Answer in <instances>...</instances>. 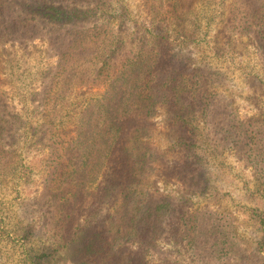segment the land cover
Returning <instances> with one entry per match:
<instances>
[{
  "label": "trees",
  "instance_id": "trees-1",
  "mask_svg": "<svg viewBox=\"0 0 264 264\" xmlns=\"http://www.w3.org/2000/svg\"><path fill=\"white\" fill-rule=\"evenodd\" d=\"M142 1L146 22L139 21L123 0H0V41H45L56 57L53 66L37 63L24 71L17 63L7 60L3 66L0 60V75L16 76L19 86L11 90L20 89L19 101L27 105L24 137H34L47 149L43 203L58 242L48 254L24 246L26 264H52L57 248L82 229L79 218L85 212L93 214L89 228L98 237L89 244L87 253H93L83 264H149L148 249L127 244L138 240L154 246L171 220L167 204L147 205L146 193L138 187L139 173L157 158L148 141L157 106L168 120L171 150L194 157L195 166L184 162L181 170L194 171L208 163L204 156L210 146L198 122L201 118L204 130L217 122L224 140L242 137L247 159L264 176L262 135L250 123L237 124L226 103L219 104L206 92V73L195 59L170 51L172 44L182 50L192 43L204 47L201 53L208 49L226 56L210 35L213 25L225 20L234 34L264 50V0ZM2 80L0 96L6 84ZM5 108L9 105L0 103V159L10 153L6 140L16 120ZM104 207L107 213L101 216ZM253 218L260 228L258 264H264V208L254 210ZM5 219L0 215V231ZM10 230L22 233L24 240L35 232L33 226L20 232L17 224ZM195 257L202 263L211 261L198 252Z\"/></svg>",
  "mask_w": 264,
  "mask_h": 264
},
{
  "label": "rangeland",
  "instance_id": "rangeland-1",
  "mask_svg": "<svg viewBox=\"0 0 264 264\" xmlns=\"http://www.w3.org/2000/svg\"><path fill=\"white\" fill-rule=\"evenodd\" d=\"M123 1L139 21L148 20L142 0ZM230 24L225 20L213 25L215 29L210 34L226 56L219 57L208 49L201 53L199 50L204 47L192 43L182 50L178 44H172L170 51H180L182 55L195 59V64L206 73V92L212 93L219 104L226 103L233 115L230 118L237 124H252L264 141V50L260 45H253L248 37L234 34ZM141 36L142 33L137 35L138 38ZM48 45L38 40L29 45L0 41V50L4 51L0 60L3 66L7 60L19 64L21 71L33 65L36 68L37 63L53 66L56 57ZM0 79L6 81L1 86L0 103H7L9 108L5 110L9 117L16 118L11 137L6 140L11 144L10 153L0 159V215L6 217V225L0 231L3 238L0 241V264H26L23 261L24 246L48 254L54 249L53 242H58L53 236L57 233L54 222L51 215L48 217L49 212L47 214L43 203L47 149L34 137H24L27 105L19 101L20 89L11 90V87L19 86L16 76L7 79L0 75ZM156 112L148 141L157 158L149 160L145 172L139 173L138 187L146 193L147 205L167 204L172 211L171 220L167 221L154 246L138 240L127 245L148 249L149 264H258L261 259L256 249L260 228L253 218V211L264 208V176L258 174L247 159L244 139L224 140L217 133V122H210V129L204 130L203 121L199 118V125L210 146L207 156H204L208 163L194 167V171L181 170L180 166L184 162L191 165L194 157L171 150L164 109L157 106ZM31 117L34 125L37 116L33 114ZM193 164L195 166L196 163ZM171 169H176L173 175L169 174ZM105 213L106 207L101 216ZM92 215L89 212L80 215L79 222L84 227L65 246L57 248L51 258L52 261L54 259L52 264H83L93 253V250L87 253L89 244L98 237L96 230L89 228L95 221ZM12 224H17L20 232L21 228L30 230L33 226L35 232L33 230L24 240L22 233L12 234ZM96 226L99 232L100 228ZM197 252L209 256L211 261H197Z\"/></svg>",
  "mask_w": 264,
  "mask_h": 264
}]
</instances>
